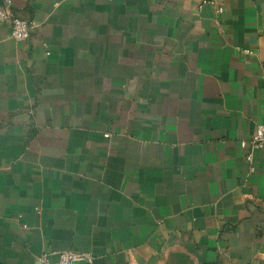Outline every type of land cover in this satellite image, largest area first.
Listing matches in <instances>:
<instances>
[{
    "label": "crops",
    "instance_id": "obj_1",
    "mask_svg": "<svg viewBox=\"0 0 264 264\" xmlns=\"http://www.w3.org/2000/svg\"><path fill=\"white\" fill-rule=\"evenodd\" d=\"M207 1L12 0L0 264H264V0Z\"/></svg>",
    "mask_w": 264,
    "mask_h": 264
},
{
    "label": "built area",
    "instance_id": "obj_2",
    "mask_svg": "<svg viewBox=\"0 0 264 264\" xmlns=\"http://www.w3.org/2000/svg\"><path fill=\"white\" fill-rule=\"evenodd\" d=\"M12 0H3L0 3V24H6L10 27V35L18 40H27L31 34L36 31L39 23L34 19L24 18L16 13L11 7ZM213 3L212 0L207 1ZM217 12L222 8L217 7ZM108 136V134H105ZM240 147L245 150V159L249 164L250 171L254 170L252 165L253 152L264 148V123L258 124L254 133L247 139L239 141ZM56 259L49 255H42L39 258L41 264H93V256L85 251L63 250L56 253Z\"/></svg>",
    "mask_w": 264,
    "mask_h": 264
}]
</instances>
